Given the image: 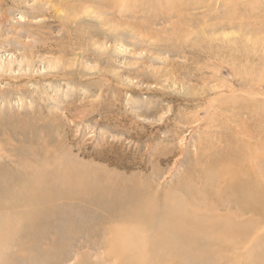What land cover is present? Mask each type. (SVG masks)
Returning a JSON list of instances; mask_svg holds the SVG:
<instances>
[{
    "label": "rangeland",
    "instance_id": "rangeland-1",
    "mask_svg": "<svg viewBox=\"0 0 264 264\" xmlns=\"http://www.w3.org/2000/svg\"><path fill=\"white\" fill-rule=\"evenodd\" d=\"M28 119L49 130V154L119 179L167 155L163 195L195 166V141L238 157L242 131L264 133V0H0V131ZM76 239L65 264L102 260ZM41 240L45 261L54 234Z\"/></svg>",
    "mask_w": 264,
    "mask_h": 264
},
{
    "label": "bare ground",
    "instance_id": "bare-ground-1",
    "mask_svg": "<svg viewBox=\"0 0 264 264\" xmlns=\"http://www.w3.org/2000/svg\"><path fill=\"white\" fill-rule=\"evenodd\" d=\"M37 123L20 120L0 131L7 163L0 166V264H65L75 238L81 248L88 238V248L102 249L100 262L79 264H264L263 132L242 131L238 157L195 141L189 159L195 166L161 195L158 165L167 155L136 168L151 169L148 176L119 179L65 152L49 154V130ZM100 160L133 169L120 157ZM51 233L53 253L39 261L36 243Z\"/></svg>",
    "mask_w": 264,
    "mask_h": 264
}]
</instances>
